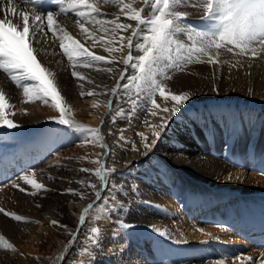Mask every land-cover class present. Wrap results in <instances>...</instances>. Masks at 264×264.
<instances>
[{
  "label": "bare ground",
  "instance_id": "6f19581e",
  "mask_svg": "<svg viewBox=\"0 0 264 264\" xmlns=\"http://www.w3.org/2000/svg\"><path fill=\"white\" fill-rule=\"evenodd\" d=\"M17 6L19 11L29 13L33 7L29 3ZM98 6L101 12L109 14L107 18L119 16L120 22L135 27L136 22L128 20L118 6L105 5L103 0H98ZM134 6L142 8L144 3L138 1ZM6 7L7 0H0V19L13 18L12 13L3 10ZM36 8L41 15L49 11L56 13L60 25L96 54L109 59L114 55L85 39L75 23V13L62 14L56 4L47 3V0H40ZM15 19L21 22L18 15ZM86 27L97 36L105 35L98 26L86 24ZM121 33L130 36L131 29ZM33 46L38 50L41 63L57 74L67 114L74 121L87 127L92 124L99 126L102 120L111 115L116 108V105H112V97L117 92L113 93L112 89L123 81L120 79L121 73L127 76L132 71L130 67L125 69L120 62L122 57L127 56V48L123 53L116 54L113 63H100L92 68L78 66L77 70L87 78L80 81L72 77L71 64L59 47V40H55L51 32L47 33V42L41 37L40 43ZM140 54L133 49L134 56ZM241 58L234 56L229 59V64L216 65L198 63L191 66V63L182 61L184 72L169 71L172 78L161 82L166 89L177 93L189 91L191 99L178 114L170 118L165 128H157L161 132L160 137H153L150 127L153 124L150 121L151 124L146 125L145 129L141 128L140 117L143 114L138 110L131 119L127 134L123 139L117 138L113 148L118 159L123 161L122 169L128 175L119 179L128 201H122L120 208L109 218L103 216L101 220L91 221L90 229H102L99 238L102 248L95 251L98 252L99 264H200L197 256L204 261L203 264H216L221 259L225 264H233L237 254L253 257L255 264H264V256L261 255L264 253V54L262 58ZM237 60L239 64H236ZM114 63L119 64L118 68ZM233 64L236 66L232 67ZM109 67L113 69L112 72L107 71ZM0 84L9 96L14 97L10 101L15 107L8 111L9 118L18 125L16 128L0 126V130L13 131L20 126L27 128L36 124L56 125L50 118L59 117L60 113L51 103H25L22 90L18 91L2 72ZM81 92H92L93 95L81 96ZM49 129L46 140L59 141L63 146L56 162L66 168V163H70L72 175L75 174V163H80L83 158L98 159L97 169L105 164L106 156L98 151L93 138L86 139L83 134L69 128L49 126ZM138 133H144L149 144L153 139L156 142L150 148H145ZM16 137L8 134L4 141H12ZM102 140L108 144L104 138ZM10 147L9 142L0 143V208L25 217L27 222H18L24 231H16L18 236H12L10 242L15 250L5 251L6 259L3 257L5 260L0 264H78L83 259L87 261L88 255L84 252L79 255L74 253L78 240L64 245L58 237L55 238L57 225H53L52 221L57 220L59 214L56 209L64 202L62 199L54 205H42L38 213L24 214L15 209L14 201L22 191L13 185L34 188L20 179L32 173L20 167L21 162L17 163L11 158ZM47 164L35 172L33 178L45 186L39 191L52 195L53 189L50 191L47 187L57 181L60 168ZM110 170L106 166L107 187L99 181L97 191L101 195L110 186L113 174ZM133 188L138 189L139 195H133ZM118 197L120 200L124 198L120 193ZM0 219L14 220L3 213H0ZM154 229L166 232V235H160ZM80 233L77 237L85 239L88 244L84 246H89V237H83V231ZM249 236H256L257 240L250 241ZM141 237L151 243V249L145 250V253L136 247L137 243L144 245ZM46 242L58 243L60 246L57 248L62 247L57 258H52L44 247ZM52 247L51 250L56 248ZM235 264H240V261H235ZM244 264L250 262L245 261Z\"/></svg>",
  "mask_w": 264,
  "mask_h": 264
},
{
  "label": "snow or ice",
  "instance_id": "6c2138e0",
  "mask_svg": "<svg viewBox=\"0 0 264 264\" xmlns=\"http://www.w3.org/2000/svg\"><path fill=\"white\" fill-rule=\"evenodd\" d=\"M39 2L40 0H16L14 3V0H7V7L3 10L6 13H12L13 18L0 19V72L6 74L8 80L17 88H22L25 103L37 101L45 105L51 103V106L60 113L59 117L50 118L54 122L83 134L86 139L91 137L102 141L103 138L97 135L99 129L79 124L67 114L68 109L65 97L59 89L57 74L41 63L37 56L38 50L33 45L40 43L41 37H44L47 42V33L51 32L52 37L59 40V47L71 64L72 77L80 81L87 78L77 70L78 66L92 68L100 63L110 64L116 60V56L113 55L109 59L90 50L60 25L56 13L49 11L41 15L36 8ZM52 2L59 7L62 14L75 13L76 25L85 39L93 42V46L102 47L110 54L123 53L125 48L128 49L127 56L122 57L120 62L125 69L132 68L134 74L126 77L121 73L120 79L131 80L137 84V87L144 86L148 95L141 99L150 102V114L152 116L164 114L160 116L158 125H150L154 138H159L161 134L157 128H165L170 118L178 114L191 99L189 91L177 93L166 89L161 81L172 78L169 75V69L175 68L182 71V61L186 63L206 62L212 65L228 63V61L220 60L222 49L234 56L249 59L262 58L264 54V0H187V2L185 0H143L144 7L142 8L134 6L135 0H103L105 5L118 6L119 11L128 20L136 22L135 27L130 23L120 22L119 16L107 18L109 14L101 12L98 0H52ZM22 3L33 5L30 13L18 10L17 5ZM189 5L202 10L203 19L214 21L210 31L193 33L183 23L188 13L178 9ZM17 15L21 18V22L15 19ZM86 24H92L93 27L98 26L105 35L97 36L94 31L86 27ZM129 29H131V35H120L119 47H116L118 34L127 32ZM180 33L185 35L189 43L178 39ZM137 37L140 38L139 41L136 40ZM133 49L142 54L134 56ZM174 51L175 59L172 55ZM193 52L196 53L195 56L192 55ZM239 63L240 61L237 60L236 64ZM236 64L231 66L235 67ZM107 71L112 72L113 69L109 67ZM120 87L127 90L130 85H121L118 82L112 92L115 93ZM157 93L165 101V105L162 106L157 102L155 98ZM80 95H93V93L81 92ZM168 101H171V107L166 106ZM140 102L139 99H130L133 109ZM14 107L9 94L0 84V126L7 128L18 126L9 118L8 110ZM138 135L144 141L145 148H150L156 142V139H153L152 144H149L148 137L144 133H138ZM105 168L106 165L101 164L95 175L101 180L102 186L107 187ZM34 176L35 173L25 174L20 179L36 190L44 189L45 186L38 183L33 178ZM13 187H19L20 191H25L19 184H14ZM90 187L95 188V185L92 184ZM31 194L36 195V192ZM95 195L98 200L102 199L100 192L97 191ZM112 199L115 200V197ZM94 207V204H89L84 212L88 213ZM0 213L17 222H27L25 217L14 212H6L3 208H0ZM80 221H85L83 214L80 216ZM57 223L55 220L52 221L53 225ZM154 231L159 232L160 235H166V232H160L159 229H154ZM90 232L92 235L89 239L95 245L99 241L102 229L92 227ZM0 241H3L8 249L15 250L3 236H0ZM261 255L264 256V253ZM237 260L240 264H244L245 261L255 264L251 256L237 254L233 258V264ZM216 264H225V261L221 259Z\"/></svg>",
  "mask_w": 264,
  "mask_h": 264
},
{
  "label": "rangeland",
  "instance_id": "374dc122",
  "mask_svg": "<svg viewBox=\"0 0 264 264\" xmlns=\"http://www.w3.org/2000/svg\"><path fill=\"white\" fill-rule=\"evenodd\" d=\"M138 1L142 2L143 0H135V5L137 4ZM185 2H187V0H185ZM178 10L188 13L187 18L183 21V23L186 24L193 33L208 32L212 29L214 21H208V20L203 19L202 10L198 8H194L191 5L187 7L181 6ZM123 34L124 33L119 34V36L117 37V42H119L118 38L120 37V35H123ZM136 39L138 41L140 40L139 37H137ZM178 39L180 41H184L185 43H189L188 41H186V37L183 33L178 34ZM193 39L195 40V36L193 37ZM116 47H119L118 43H116ZM113 54L116 56L117 53H113ZM184 54L186 55L187 53H184ZM172 55H173V58L175 59L176 58L175 51L173 52ZM192 55L195 56L196 53L193 52ZM220 58L225 61H229L228 62L229 64L230 63L229 59L234 58V55L232 53H228L225 50H223ZM244 58L245 57H242L241 59H244ZM204 59L206 60V57ZM198 63L206 64V65L208 64L206 62L205 63H200V62L195 63L194 61V62H191V66H195ZM118 65L119 64L114 63V66L117 68H118ZM181 66L184 69L183 65ZM173 70L179 74L184 72L183 70L182 71L176 70L175 68L169 69V71L174 72ZM133 74L134 72L132 69L130 74L127 75L126 77H130ZM123 84H129L130 87L127 90L124 87H120L115 93V96L112 97L113 99L112 105H116V108L111 113V115H109L107 119L102 120V123H100L99 126L98 124L97 125L92 124L91 126L93 127L89 126V128L95 127L99 129L100 134L98 133L97 135L101 136L107 141L108 144L106 143L104 144V142H102L103 140L102 141L100 140L95 141V139L93 140L95 142L94 144L97 145L98 151L102 152L106 156L105 157L106 159L105 164H107L106 166H108V168L110 169H114L113 174L111 176L110 186L101 195L102 199L98 200L95 195L99 187L98 185L99 181L101 182L99 177L95 175L97 171V166H98L97 165L98 159L83 158L82 160H80V163L76 162L75 163L76 169H74L75 174L73 175L70 172V170H72L70 169V163H66V165H68L67 166L68 168H66V167L60 166L59 165L60 163L57 164L56 162L58 161L59 155L62 153L63 146L61 143H58L59 141H57L56 143V142H48L46 140L48 132L50 131L49 126L68 128L67 126L60 125L58 123H56V125L51 123L47 125L36 124L33 126H29L27 128H23V126H20L18 130L13 129V131L0 130V138H1L0 143L9 142L11 144V147L9 148L11 158L14 161H17V163L21 162L20 167H23L27 172L28 171H30L29 173L38 172L43 167H45V165H48L47 163H51L52 165L55 164V166H58L60 168L58 169L59 172L57 173L59 176V177L57 176V181L55 183H52L51 186L47 187L50 191H52L53 189L52 191L54 194V195L52 194L53 196L51 194H50L51 196L47 194L44 195L42 191H39L36 189H29L28 188L29 186H27L26 189L24 188L25 191H23L21 195L16 197L17 199L14 201V204H15L14 207L16 210L19 209L18 211L24 214H28L27 212H29V214L30 212L38 213L42 210V205L43 206H47V204L54 205L56 203H59L60 200L62 199L64 202H62V204H59V206L57 205L58 208L56 209V211L58 210L57 212L59 215L57 216V220H56L58 222L56 224L57 226L55 225L56 226L55 227L56 229L54 232L55 238L58 237L57 239L61 241V243L64 242V245L72 244L74 239L78 240V243H76L77 245H75L76 249L74 253H77L79 255L81 252H84L85 254L88 255L87 261H84L83 259L78 264H99L98 254H97L98 252H95V251L97 250L99 251V249L102 248V245L100 241H98L97 244L91 245L92 243H90L91 246L89 245L86 247L84 246V244L85 243L88 244V242L85 239H82V238L79 239L77 235H81L80 232L83 231L85 232V235H83V237H87V238L90 237L92 235L90 232L91 221L97 220V217H99L100 220L102 219L101 217L103 216L109 218L110 215L114 213V211L120 208L122 201H128L126 191L124 190V187L121 186V181L119 180L122 177L126 178L128 175L126 174V171L122 169L123 161L118 159L117 157L118 154L116 151H114L115 148H113L114 144L117 141V138L120 139L122 135L124 137L127 134V132L130 129V124L132 123L131 119L135 117V114L138 110L142 111V114H143L140 117L141 119L140 125L142 126L141 127L142 129H145L146 125H148L150 122L153 125H158L160 123V116L164 115L163 113L157 116H152L150 114V108H151L150 102L141 99L142 97L148 95V92L144 86L137 87V84L131 80H123L121 82V85ZM15 88L17 87L15 86ZM17 90L20 91L22 90V88H17ZM155 98L157 99V102L160 103L162 106L165 105V101L159 97L158 93L156 94ZM11 99H14V97L10 96V100ZM130 99H139L141 102L138 104V106H136L133 109L132 105L130 104ZM166 106L171 107V101H168ZM128 121H130V123H128ZM106 122L108 124L107 126H105ZM3 133L5 135L9 134V135H15V137L16 136L17 137L14 140L12 139V141L11 139L4 141L5 135ZM71 167L73 166L71 165ZM83 169H87L88 171H84ZM62 170L63 172H61ZM92 184L95 185V188L90 187V185ZM32 190L33 192L37 191L36 195L31 194ZM136 190L138 189L133 188V195L135 196H137L136 194L139 195L138 191ZM118 193L122 194V197H124L125 199L122 198V200H120V198L118 197ZM112 197H115V200H113ZM89 204H94L95 207L92 208L88 213H85L84 209ZM82 214L85 216L84 222L80 221V216ZM0 221H1L0 227H2V229H0V236H3L5 240H8L7 241L8 243H11L10 241L13 239V237L18 236L16 235L17 233L16 231H18L19 233H23L24 231L23 230L24 227L20 226L19 225L20 223L14 220H7V219L1 220L0 219ZM12 228H15V229H12ZM60 235H62V237ZM141 238L143 239L144 237H141ZM143 241H144V245L138 244V243L136 245L137 248L139 247V250L141 251V253H145V250L147 251L151 249V243L149 241H145L144 239ZM55 244L56 243L54 242L49 243V244L48 242H46L47 246L46 245L44 246L48 249L49 253H51L52 258H57L59 254L62 252V249H61L62 247L57 248L60 245L57 243L56 245L58 246H56ZM50 246L51 247L55 246L56 248L54 247L55 249L51 250ZM131 247L132 248L134 247L133 243L131 244ZM5 251L8 252L9 249L6 247L3 241H0V262L6 259ZM3 257H5V259H3ZM89 260H91L92 262L87 263ZM197 261L200 264L204 263V261L198 256H197Z\"/></svg>",
  "mask_w": 264,
  "mask_h": 264
}]
</instances>
